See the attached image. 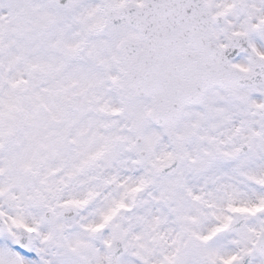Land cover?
Wrapping results in <instances>:
<instances>
[{"label":"snow or ice","instance_id":"1","mask_svg":"<svg viewBox=\"0 0 264 264\" xmlns=\"http://www.w3.org/2000/svg\"><path fill=\"white\" fill-rule=\"evenodd\" d=\"M0 264H264V0H0Z\"/></svg>","mask_w":264,"mask_h":264}]
</instances>
